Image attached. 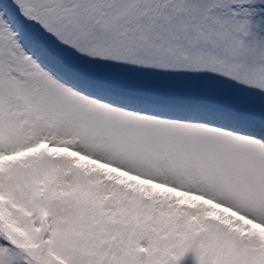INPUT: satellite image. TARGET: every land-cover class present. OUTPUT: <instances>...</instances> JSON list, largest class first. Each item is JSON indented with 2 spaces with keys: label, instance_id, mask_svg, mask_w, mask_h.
<instances>
[{
  "label": "snow or ice",
  "instance_id": "obj_1",
  "mask_svg": "<svg viewBox=\"0 0 264 264\" xmlns=\"http://www.w3.org/2000/svg\"><path fill=\"white\" fill-rule=\"evenodd\" d=\"M0 264H264V0H0Z\"/></svg>",
  "mask_w": 264,
  "mask_h": 264
}]
</instances>
